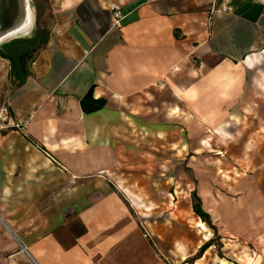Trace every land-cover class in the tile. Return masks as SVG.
Returning a JSON list of instances; mask_svg holds the SVG:
<instances>
[{"label":"crops","instance_id":"crops-1","mask_svg":"<svg viewBox=\"0 0 264 264\" xmlns=\"http://www.w3.org/2000/svg\"><path fill=\"white\" fill-rule=\"evenodd\" d=\"M46 2L48 35L26 73L12 62L10 42L0 44L10 56L0 54V113L8 116L0 122V264H180L193 257L210 226L197 216L196 226H206L199 240L190 228L148 230V180L139 214L138 195L116 170L148 164L149 121L185 115L213 130L245 100L246 70L264 57V0H229L227 11L225 0ZM58 134L61 160L97 175L81 177L71 197L27 172L36 151L48 158L36 139L47 145ZM190 210L192 193L170 212L184 218ZM191 241L182 259H168Z\"/></svg>","mask_w":264,"mask_h":264},{"label":"rangeland","instance_id":"rangeland-1","mask_svg":"<svg viewBox=\"0 0 264 264\" xmlns=\"http://www.w3.org/2000/svg\"><path fill=\"white\" fill-rule=\"evenodd\" d=\"M27 1L34 12L33 29L25 36L4 41L12 43L10 49L14 55L40 46L48 35L46 0ZM262 58L258 69L246 70L245 100L238 108L233 106L223 125L212 130L205 120L197 121L185 115L179 119L166 117L149 121V129H143L148 136V164L116 170L126 178L125 187L138 195L139 203L134 204V212L137 210L139 214L142 210L139 206L141 182L148 180L150 209L142 222L150 231L157 226L187 232L190 228L197 231L198 240L202 239L203 233L196 226L199 218L193 210L186 212L184 218L170 212L179 209L181 201L190 197L194 190L201 195L204 207L211 210L218 226L217 233L208 228L215 243L198 261L190 262L188 258L180 264H222L221 261L264 264V89L258 87L259 79L264 80ZM56 126L53 122L54 131ZM160 132L161 138L158 137ZM60 140L59 134L53 136L47 146L43 140L36 139V148L47 149L48 158H41L36 151L37 155L32 157L35 164L27 172L42 184L51 183L54 193L63 190L71 197L83 182L81 177L97 175L95 172L83 174L62 161L64 153ZM72 142L77 145L78 139ZM174 145L181 149L175 157L171 149ZM52 146L57 149H49ZM189 246L177 255L170 252L168 259H182L193 250L194 242Z\"/></svg>","mask_w":264,"mask_h":264},{"label":"bare ground","instance_id":"bare-ground-1","mask_svg":"<svg viewBox=\"0 0 264 264\" xmlns=\"http://www.w3.org/2000/svg\"><path fill=\"white\" fill-rule=\"evenodd\" d=\"M1 5L5 6L4 14L1 15L0 40L25 36L33 29L34 12L26 0H1ZM199 226L206 230L205 224L199 223Z\"/></svg>","mask_w":264,"mask_h":264},{"label":"trees","instance_id":"trees-1","mask_svg":"<svg viewBox=\"0 0 264 264\" xmlns=\"http://www.w3.org/2000/svg\"><path fill=\"white\" fill-rule=\"evenodd\" d=\"M11 44L12 43H9V46H11ZM32 51L33 49L23 50L18 55H16V57L12 58V62L15 65H17L19 69L21 70V72L23 73L27 72L26 63L28 61V58L31 56L30 54L32 53ZM0 54L10 57L8 54H5L3 52L2 48H0ZM192 205H193V210L197 214V216H199L203 222L207 223L210 226V228H212L215 231V233H217V228H216L217 226L213 224L210 214L203 208L202 200L197 190H194L192 192ZM214 243H215L214 238H210L207 242L201 245L197 253L193 257L189 258L188 260L190 262H194L198 258L202 257L205 251L209 247H211Z\"/></svg>","mask_w":264,"mask_h":264},{"label":"built area","instance_id":"built-area-1","mask_svg":"<svg viewBox=\"0 0 264 264\" xmlns=\"http://www.w3.org/2000/svg\"><path fill=\"white\" fill-rule=\"evenodd\" d=\"M227 3H229V0H225V3L221 7L225 11L228 10V4ZM112 11H113V15L115 18L114 25L121 27L122 20H123L125 15L122 13L121 7L117 2L112 4ZM7 118H8L7 114L0 113V122H4L5 120H7ZM146 235H148V233ZM26 251L28 252L27 249H26Z\"/></svg>","mask_w":264,"mask_h":264},{"label":"water","instance_id":"water-1","mask_svg":"<svg viewBox=\"0 0 264 264\" xmlns=\"http://www.w3.org/2000/svg\"><path fill=\"white\" fill-rule=\"evenodd\" d=\"M12 1V0H11ZM13 2H14V0H13ZM26 2H27V5H28V1L26 0ZM5 5H1V0H0V24H1V22H2V18H1V15H3L4 14V7ZM29 6V5H28ZM18 37H20V36H18ZM6 39H8V38H6ZM6 39H4V41L6 40ZM4 41L3 40H0V44H2V43H4Z\"/></svg>","mask_w":264,"mask_h":264}]
</instances>
